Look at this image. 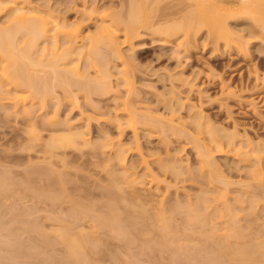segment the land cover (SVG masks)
<instances>
[{
    "label": "rangeland",
    "instance_id": "rangeland-1",
    "mask_svg": "<svg viewBox=\"0 0 264 264\" xmlns=\"http://www.w3.org/2000/svg\"><path fill=\"white\" fill-rule=\"evenodd\" d=\"M23 1L80 32L87 42L98 37L102 25L126 15L130 5V0ZM192 1L149 3L159 10V2L169 11L191 7ZM163 9L132 37L117 31L126 64L101 45L115 72L114 90L88 92L75 84L70 92L50 86L54 91L45 104L36 97L33 105L26 104L31 108L26 113L12 91L0 92V170L15 180L12 190L0 191V264H74L68 245L59 238L63 232L86 241L82 258L89 260L81 258V264H210L213 253L218 254V239L228 237L223 243L237 246L244 232V240L264 245V181L258 182L264 180V30L256 19L260 13L228 17L230 37L215 42L206 26L193 37L186 30L159 34L155 28L163 21ZM8 17V8L0 11V25H7ZM59 38L62 41L63 35ZM80 59L83 75L93 80L98 67ZM47 71L39 73L50 75L51 69ZM89 79L86 83L93 84ZM131 105L149 119L132 118ZM72 127L91 142L76 146L63 139V145L50 148L55 137L70 136ZM200 144L213 150L212 160L220 170L202 167ZM120 148L124 160L115 157ZM123 175L136 178L135 183L121 179L117 185L127 194H140L137 208L147 209V220L142 223L132 215L131 223L129 216L131 224L125 229L100 225L97 218L115 192L114 179ZM50 188L60 199L47 196ZM74 198L89 201L91 211L86 207V213H74ZM190 202L202 203L200 211L207 217L198 211L203 217L196 213L192 218L185 209ZM141 223L148 227L138 228ZM233 227L241 232L233 234Z\"/></svg>",
    "mask_w": 264,
    "mask_h": 264
},
{
    "label": "bare ground",
    "instance_id": "bare-ground-1",
    "mask_svg": "<svg viewBox=\"0 0 264 264\" xmlns=\"http://www.w3.org/2000/svg\"><path fill=\"white\" fill-rule=\"evenodd\" d=\"M148 3L149 0H130L129 11L126 15L116 16V18L113 19V21L114 20L116 21V23L114 22V24L111 23L107 26L102 25L101 27L102 29L98 33V37L92 39L91 42H87L85 37L80 36L81 34L80 32L76 30L66 29L65 24L62 25L58 24V22H54V19L50 18L48 15L39 14L38 10H36L34 6H31L30 4L28 5L23 0L21 1L0 0V11H2L5 8L9 9V17L7 19L9 21L8 24L0 25V92L5 89H7L8 91H12V93H14V97L16 98L15 100L17 101V103L21 102L24 105L22 108L23 111L22 110L21 111L23 113H26L31 110V108L26 106V104L28 102H31V105H33L35 102L34 98L36 97H39L41 99V103L43 105L45 104L48 98L47 95L49 94V92H51L52 89V87L50 86L56 87L59 85L65 91H70V92L72 91L71 90L72 86L75 84L79 89H83L88 92H92L91 89L92 90L94 89L96 92H97L96 89H99L100 92L102 91L106 92L109 91L110 89L111 91L114 90L113 87L114 85H112V83H114L112 82V73L114 71L111 70L112 66H110L111 63V60L109 58L110 55H108L107 52L109 51L108 53L112 54V56L115 55L119 59V61L121 59L122 60L121 62H124L123 64H126V60L124 59L125 54L122 50V41L119 40L117 31L125 30L126 36L129 38L135 35L136 33H138L141 26L147 24L148 22H149L148 24L152 23L151 20L154 19L151 18L152 15L154 14L158 15V13H161L165 5L160 6V3L158 2L157 6L159 10L162 8L160 12L158 9L155 8L156 7L155 4L153 5L152 3L149 4ZM191 5H192L191 7H178V8L174 7L173 9L171 8L172 10L169 11H167V9L164 8L163 9L164 12L162 13L164 17L163 21L159 23L160 25L155 28V31H157L158 33L160 32L159 34H164L167 36V34L172 35L174 33L186 30L187 32L184 31L186 32L185 34L189 35L191 32L193 37L194 34L197 35V33H199V31L204 26H206L208 29V33L210 35L212 34V36L214 35V40L215 42H217L218 39H225V38L228 39L230 37L232 30L227 26L228 17L235 15L239 16L240 14H244V13L253 14L252 12L255 13L256 11L260 13L258 14L259 16H256L257 17L256 19L260 22L258 23L260 24L261 28L264 30V0H196V2L193 0ZM160 20L161 19H159V21ZM190 29H193L194 33L192 32V30L190 31ZM61 35H63L62 41L59 38ZM42 42L45 43L42 45ZM228 43L229 41H227L226 44L228 45ZM103 44L107 48V52L104 49V54H102L103 52L100 51V50L103 51L102 49V46H104ZM96 56L99 57L97 58ZM82 57L83 58L85 57L88 60L90 59L89 60L90 64L88 63L89 66L87 64L88 67H90L91 64L92 66L93 64H95L96 67H98L97 69H95L96 75L94 76L95 78L93 80L89 79L88 76L83 75L84 73H86L84 69L83 71H81V67H80L81 65H79L80 63L79 60H82L80 59ZM88 67L87 70H90V68ZM116 67L118 72L119 70L121 71V68H119L121 67L120 63L119 66ZM49 68L51 69V72L50 75H47L49 74V71H47L50 70ZM41 70L43 72L47 71L48 73L46 75H43V73L42 74L39 73ZM121 76H123L124 78V75ZM84 77H86L87 79ZM50 78L52 81L49 80ZM88 79L92 80L90 82H93V84L91 83V85H89V83H86ZM8 85H11L12 87L9 88L7 87ZM117 89L118 88L116 87L115 90ZM128 89L129 91L132 90L131 87H128ZM129 94H131V92H129ZM131 106H132V113H131L132 118L145 116L147 120L149 119V115L146 116L147 114L139 113L135 109L136 106L133 105ZM135 122L136 121L132 120L130 122V125L134 126ZM76 128L77 127L71 128L70 131L71 134L68 137H64V136L55 137L52 142L48 143L50 145V148L52 146L63 145L62 142L63 139L68 140L70 145H76V146L80 144L90 143L91 141L89 140V138L84 136V132ZM198 143H200V140ZM219 143L222 144L221 141H219ZM201 144L202 146H205L202 142ZM201 144H200V148L202 147ZM104 146H110V145L108 143L105 144ZM208 147L205 149L201 148V150H199L198 152L199 154L202 155V161H201L203 162L202 167L205 168V165L208 166L210 165L213 169L214 166L217 167L216 165L218 163L215 165L216 161L212 160L214 158L212 157L211 154V151L213 150L212 149L210 150V147L209 148ZM115 157L118 158L119 160H124L125 159L124 150L122 148L115 150ZM164 168L170 169L169 167L166 166ZM218 170L220 169L218 168ZM4 171L5 174L0 170L1 172L0 191L1 190L6 191V189L7 191L10 189L12 190L13 186H11V184L13 185L15 180L14 178H11L9 172L8 174L6 170ZM56 176H55V180H57L58 178L60 179L59 175L57 177ZM123 176L114 179L116 180L114 183V185L116 184L115 185L116 188L114 189L115 192L111 195L112 197L110 196L111 199H109L110 201H108L106 209L103 212H101V214L99 213L100 214V216H98L99 219L97 218V220H99L98 223L100 225L108 224L109 226H111L113 224L112 226L114 225L118 226V227L114 226L115 228L125 229L128 227L129 224L133 223L132 215H134V217L136 216L137 218L140 217L141 221L139 218L138 219L142 223H143L142 220H145L146 217L145 215L148 213L147 209L141 207L139 210L137 208L138 201L140 199V194L135 191H133L131 194H127L126 190L123 187L117 185L118 183H120L121 179H124L122 181L125 182L128 181L135 183L136 178H129V175H126L125 177ZM10 178L13 180H11ZM52 178L54 177L52 176ZM153 178L156 179V177ZM59 179L57 180V182L59 181ZM158 179L160 180L159 177ZM227 181H225V183ZM263 181H264L263 179H260V181L258 182L262 184ZM58 183H60V181ZM21 184L22 183H18L19 187L21 186ZM7 187H11V188L8 189ZM50 189L51 192L49 191ZM50 189L48 190V192L47 190H45L46 194L47 193L49 194V195L47 194V196H49L50 198L57 197L53 201H57V199H60L52 191L55 189L54 188H50ZM76 198H74L75 199L74 202L76 201L75 202L76 204L73 203L76 206H72L74 207L72 210L74 211V213L77 211H80L77 212L79 214H83V212L86 213L87 210H89V206H90L89 201L88 202L86 201L87 202L86 204L84 203L85 201L82 202L80 198H78V200ZM199 200H204V198L200 197ZM200 202H195V203L190 202L188 203L186 208L184 207L186 210L191 212L188 214L193 216L192 218H195L194 216H196V213L199 217L202 216L201 213L204 214L203 212L200 211L201 209H203L202 203ZM92 206L93 205H91L90 208H92ZM209 206L210 205H207V207ZM86 207H88L87 210ZM176 208L178 210H176ZM176 208H174L175 211H179L180 208L178 206ZM73 211L70 212L73 213ZM198 211H200L201 213ZM198 213H200V215ZM79 214H77V216ZM129 216L130 217L132 216L131 223H129L130 221V219L128 218ZM128 219L129 221H127ZM161 219H159V221H161ZM168 220L170 222V219ZM167 222H165L166 223L165 226L167 224L168 226L171 224V222L170 223ZM142 223L140 224V226H138V228L145 229L147 225L153 226V223L150 224L147 222L148 223L147 225L146 223L144 224L146 226L142 225ZM233 223H234L233 226H235L236 225L235 220L233 221ZM123 224L124 225L127 224V226L124 227ZM235 227H233V234L238 235L241 232V230L237 231ZM64 228L63 230L65 231L70 230L68 227L67 228L64 227ZM63 230L62 231L59 230V231L63 232ZM139 230L140 232H142L141 229ZM139 230L137 231L139 232ZM61 232L58 233L59 236ZM146 232L149 231L147 230ZM58 234H56V236ZM241 234L242 236H245V232ZM70 236L68 235V232L65 233L63 232L61 233V236L59 238L62 242L64 241L63 243H65L66 246L68 245L66 249L69 254L68 256L71 257L70 261L74 260V264H81L83 262L81 261L82 248H83V244L85 245L86 241L83 242V240L80 239L81 242H79L78 241L79 237L78 239H75L73 233H70ZM242 236H240L241 238H239L240 240H238V242L240 241V243H237V246L236 245L232 246L231 242L223 243L226 242L228 237L226 238L224 237L225 241L222 240L224 239L223 237L222 239L220 238V240L218 239V241L221 242L219 243L217 241L218 248L217 246H215V251L217 248V251L215 253L218 254L216 255L213 253L214 256L212 255L210 260L214 264H219V263L222 264L223 262L222 259L224 256L225 260H229L230 262L229 264H260V263L264 264L262 263L264 262L262 261L264 260L263 257L264 248H262L264 247V245L261 243L262 241L256 239L253 242L247 241L244 240ZM75 237L77 236L75 235ZM129 238L131 239L130 241H132V236H129ZM250 239L251 238H249V240ZM128 241L129 240H127V242ZM227 241H229V238ZM254 242H256L257 244H255ZM220 245L224 251L227 249L225 251L226 253L230 249L228 251L229 253L227 254L231 257V259L234 258L236 255L239 256H236L231 261L230 257L227 256L229 258H226V254L224 253V251L221 248H219ZM85 249H83L84 256L87 255V254L85 255ZM221 250L223 252L222 254L224 255H220ZM232 251L234 252V254L232 253ZM221 257L222 259H220ZM72 258L74 259L72 260ZM261 258L263 259L261 260ZM82 259L87 260L88 258L86 256L83 257ZM217 260L218 262H216ZM225 260H224V264L225 263L228 264V262H226ZM85 262L87 263V261Z\"/></svg>",
    "mask_w": 264,
    "mask_h": 264
}]
</instances>
